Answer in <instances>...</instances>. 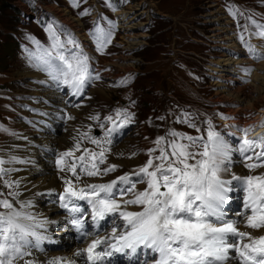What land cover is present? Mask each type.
<instances>
[{"label": "rangeland", "instance_id": "1", "mask_svg": "<svg viewBox=\"0 0 264 264\" xmlns=\"http://www.w3.org/2000/svg\"><path fill=\"white\" fill-rule=\"evenodd\" d=\"M86 1L91 2L90 0H76L75 8H71L66 0H43L45 6L46 4L55 6L56 10H52L59 14L60 12H65V8L68 9L66 20L77 21L81 26L84 23L78 18L77 12L81 13L87 9V21L92 16L90 6L87 4H83L82 7L78 6V4ZM231 1L240 3L238 4L242 9L240 14L237 13L235 8L233 11L231 10ZM14 4L18 7L21 6L20 16L18 14L19 10L14 7ZM24 5L32 16L24 13ZM157 8L161 9L160 12L165 13L166 16H152L149 9L157 11ZM125 9L133 11L130 14L126 12L127 15L125 14L126 18L122 19L120 32L118 35L116 34L108 51L100 56L103 72L114 67L113 73L116 74L114 70H118L119 74L116 77L103 76V81L100 80L98 82L100 88L92 91L91 97L87 98L85 104L81 106L82 112L80 111L77 114V120L68 125L69 129H79L81 126L86 128L88 124L86 119L92 117L91 109L95 108L96 105L106 107L110 103L124 98L125 93L128 91H132L137 96L138 111L135 115L134 124L124 136V148H122V142L116 144L111 139V151L108 157L112 160L110 164H115L119 167L114 173L102 175V179L97 177L96 181L100 179V182H109L123 174H132L134 176L133 174L138 172L139 167L143 166L149 158H154L158 155L159 147L155 144L149 145L152 142V137L155 135L166 137L165 131L166 129H174V118L179 119L177 115H180L182 120H193L195 127L191 132L192 134H203L202 118L206 120L208 116L206 107L210 110H217L220 113L227 112V107L236 110L235 103L227 100L229 98L224 96V94L232 93L234 88L231 87L229 92L226 90L219 91L221 86L215 82L219 78L208 72L211 68L206 64L213 67L215 62L221 64L226 61L230 62L229 56L232 51L227 53L225 49H220L218 45L232 47L233 43L229 37L232 30L239 31V39L244 41L247 29L252 31L253 28H256L261 31L256 23H251V20H254V17L264 18V0H134L130 6L126 5ZM137 12H140V14H135ZM80 16L84 21L85 16ZM37 17L41 20L43 19L40 13L37 12L36 4L32 10L27 2L23 0H0V88L3 85H7V89L11 90L10 96L12 98V104H5V99L1 96L3 90L1 91L0 89V115L4 113L13 114L11 112L13 110H21L29 114L30 109L18 106L17 100L33 97V95L38 97L49 96L47 91L50 89L51 84L41 82L37 83L36 87H33L25 82L26 76L23 74L25 66L17 51L16 39L21 36V33L18 34V32L23 31L26 27L35 29L32 21L36 20ZM218 17H221L220 21L217 19ZM19 18L29 19L30 22H21ZM147 20H149V23L144 24ZM225 22H227V25H224ZM51 25L61 42L65 44L66 49H72L74 45L67 43L68 40L72 39L71 36L62 28ZM108 29L106 27V31ZM221 30H228L229 35L226 34L228 37H225L224 34L220 35ZM257 37L254 34L251 35L252 46H264V37ZM33 38L38 42L39 46L33 43V40H30L29 45L31 47L51 49L52 38L45 29L37 27ZM212 43L215 45H212ZM248 45L250 44H246L245 48H242L240 44L241 48L239 47L236 50L240 51V55H244L248 51ZM67 54L69 55V51H67ZM258 54L257 50L255 55L249 53V57L240 63L241 76H243L244 80H250L251 70L253 66H256L254 63H261V60L264 59L257 58ZM174 57H176V60L172 62ZM239 58L242 59L241 57ZM188 61L189 66L187 67L184 63ZM231 64L222 66L232 70L234 68ZM125 69L131 70L123 74ZM256 70L258 72L256 74L260 78L255 81V84L261 86L264 83L262 77V75L264 76V68L259 66ZM194 72L197 75V83L194 84L197 92H194L185 83L190 77L196 79ZM132 74L133 81L131 83L126 82L125 78ZM122 77L124 79L118 83ZM252 82L246 83L251 84ZM54 85H59L61 91V84L54 83ZM214 97L222 98L223 100L213 101L212 98ZM205 99L209 102L207 105L205 104ZM259 108H264V100H254L252 106L247 108L248 110H241L246 112L244 116L241 115L243 122L249 125L251 121H248L255 118ZM170 111H173L175 116H171L169 114ZM229 114L233 117L236 115V113ZM11 116H7L6 126L0 128L1 141L6 133L14 129L13 124L15 122L10 120ZM2 118L4 119L3 115ZM108 118L103 112L98 115V121L106 129L110 127L111 123H116ZM151 122L156 124L152 125ZM206 123L209 124L211 122L207 119ZM178 129L188 131L184 123L174 130ZM61 133L63 134V132ZM256 137L258 136L254 138ZM55 142L58 144L57 148H59L60 145L64 146V144H67L68 139L64 140L59 136ZM131 144L141 148L132 153L133 158L122 153L125 148H131ZM8 145L12 146L15 143L1 145L0 151L2 152L1 147ZM88 145L91 146L89 143ZM146 145L149 146L146 147ZM198 146L191 151L194 155L188 159L187 162L189 164H195L196 160L200 159L201 156L199 154L203 149ZM149 149H155V151L149 152ZM95 150H98V148H95ZM5 151L8 150L5 149ZM47 157L49 156L47 155ZM154 163L157 162L154 161ZM3 166L7 168V165ZM227 167H229L230 175L235 173L231 166L227 165ZM259 171L264 173V166L256 170L246 169L243 172L253 174ZM131 180H136V177ZM145 187V182L137 184L138 190H143ZM135 206L138 209H142L139 205ZM0 213H4L2 207H0Z\"/></svg>", "mask_w": 264, "mask_h": 264}, {"label": "snow or ice", "instance_id": "2", "mask_svg": "<svg viewBox=\"0 0 264 264\" xmlns=\"http://www.w3.org/2000/svg\"><path fill=\"white\" fill-rule=\"evenodd\" d=\"M73 4L75 6V0H73ZM86 11L87 9H85ZM85 12L79 14L84 15ZM251 23L255 24L256 22L251 20ZM114 27V24H112V28ZM257 27L264 29V25H257ZM112 28L107 31L96 28L93 35L98 51L103 52L107 45L112 42ZM47 31L52 38L51 49H44L39 56H35L34 53L30 52L29 56L34 57L36 66L47 73L49 80L56 84L66 85L71 88L72 94L81 96L85 84L89 80L101 79L99 72L93 75L90 71V57L80 48L75 39L67 41V43L74 45L71 50H68L51 24L48 25ZM255 34L264 37V31ZM28 38L39 46L33 37ZM65 51H69L68 56L64 54ZM248 51L254 55L256 54V49L251 45H248ZM260 57H264V52L258 54L257 58ZM81 98L83 97L81 96ZM117 118L120 120L117 127L128 125L132 119L129 113H121L119 110H117ZM222 118L229 119L227 116H222ZM68 119L71 120L74 117L69 114ZM90 119H97V117L92 116ZM108 119L112 120L113 118L109 117ZM180 122L187 123L189 127H195L187 119ZM112 131H115V128L106 131L104 142L92 138L88 133H77L73 137L74 146L60 153L55 160L56 167L64 175V188L59 196L61 208L67 210L70 214L81 213V207L75 201L84 200L90 209L91 220L94 224H98L106 216L113 214L123 222L122 231H118L120 226L118 227L113 223L114 226L111 228L110 236L101 237L97 233L93 238L92 233L83 231V215H74L71 224L80 234L79 238L83 240L84 237H88L89 240L86 247L75 253V257L83 259L85 264H104L106 258L116 253L125 254L127 259L131 260L139 249L148 248L158 254L159 258L156 260V264H216L217 261L220 264H229V261L237 258L239 264H264V235L253 238L249 231L240 229L241 221H224L218 223V227L212 229V231L218 233L214 237V244L216 245L214 254L205 252L202 246L203 241H201L200 247L191 250H189V245L182 241V237L203 227L199 221L189 222L172 218L177 207L183 209L187 206L191 210V202L186 205V195L189 191L188 184L196 175L195 169L199 167L201 175L207 172L209 166L207 159H198L195 164L187 162L194 155L187 149L194 147L199 137L185 136L182 133L171 131L169 134L173 137V140L167 141L165 147L159 149L158 155L149 158L143 166L139 167L138 172L133 174L136 180H131L129 174H123L109 182H89L88 178L114 173L119 167L115 164L104 166L110 155L112 144V141L107 137L110 136ZM243 131L246 134L248 129ZM207 136L209 141L219 138L226 149L223 153L226 160L221 163L228 162L230 164L231 146L224 141L223 137L212 130L211 123H209ZM177 137L191 142L190 145L177 143ZM164 140H166V137H160L156 143L159 144ZM82 141L97 145L98 150L83 147ZM257 147L260 148V151L255 152L254 156H249L248 153L254 151ZM169 148L171 149L170 152L168 151ZM207 148L208 144L205 143L204 151L199 155L208 157ZM236 150L241 156L247 157L248 160L256 161V163L246 164V168L264 166V163H262L264 162V136L249 138L245 135ZM148 151L152 152L155 149H149ZM14 160L15 157H12L8 162L11 163ZM154 161L157 163H154ZM4 164L5 161L0 160V166ZM10 171L11 169L5 170L0 167V175H7ZM211 175L216 176L215 168H213ZM232 179H242L246 186L247 195L244 196V208L249 209L251 214H243V216H246L245 227L252 230H264V176L242 178L234 175ZM139 182L146 183L143 190L137 189ZM4 183L7 187L13 186L11 181H5ZM15 183L18 184L19 181ZM181 183L184 187H180ZM221 183L224 184L227 181H221ZM161 186L164 189L163 191ZM254 192L259 194L254 195ZM11 195L15 196L18 193L13 192ZM197 199H199V196H197ZM0 204L5 209L13 208L7 200H0ZM128 205H139L142 210L129 211L126 208ZM169 207L172 208V213L166 211ZM20 215V212L14 210L7 214L0 213V231H7L3 228L6 220L11 225L14 219ZM195 215L200 216L199 209H197ZM161 217H163V221H161ZM216 217L222 220L224 213L218 212ZM28 219H34V217H28ZM169 225L172 227L169 228ZM229 234H234L241 239L247 237L250 242L230 243L227 239ZM4 239H7V237H4ZM232 250H234L235 255H230ZM209 255H212L213 258L208 259ZM0 264H4V261L0 260ZM49 264H59V261L53 260ZM70 264H79V261L73 260Z\"/></svg>", "mask_w": 264, "mask_h": 264}, {"label": "clouds", "instance_id": "3", "mask_svg": "<svg viewBox=\"0 0 264 264\" xmlns=\"http://www.w3.org/2000/svg\"><path fill=\"white\" fill-rule=\"evenodd\" d=\"M261 51L264 52V46H261ZM261 63H264V59L261 60ZM29 66L33 69L39 68L36 66L35 62L30 63ZM213 131L219 134L218 131ZM251 135L264 136V128L253 131ZM205 143L208 144L207 151L209 156H201L200 159H207L209 166L207 172L203 175H201L200 169L197 167L195 169L196 175L188 184L189 191L186 195V205L191 202V210H189L187 206L183 209L177 207L172 218L183 219L189 222L199 221L203 227L182 237V241L189 245V250L200 247L201 241H203L202 246L205 252L214 254L216 248L214 237H216L218 233H215L212 229L218 227V223L214 222L215 218H217L216 213L222 212L223 208L231 199L228 194V188L225 184L221 183V181L227 180L230 175V170L225 166V163H221L226 160V157L223 155L226 149L219 141V138L217 137L215 140L209 141L208 136H206ZM205 143L198 146L203 149V151ZM213 168L216 170L215 177L211 175ZM180 187H184L183 183H181ZM258 194L259 193L254 192V195ZM246 195L247 191L245 186L244 196ZM197 196H199V199H197ZM197 209L200 211L199 217L195 215ZM13 210L20 212L21 215L15 218L11 225L6 220L3 228L7 229V231H0V260H3L4 264H21V260L28 251L41 248L44 242L50 239L44 231L47 227V222L45 220L36 219L28 207H13L12 209H5L4 213L7 214ZM166 211L172 213V208L169 207ZM182 212L189 213L191 219L177 215ZM28 217H34V219H28ZM161 221H163V217H161ZM113 223H115V221H113ZM168 227L171 228L172 226L169 225ZM33 233H35V235H33ZM4 237H7V239H4ZM212 258V255L208 256V259ZM216 264H220V262L217 261Z\"/></svg>", "mask_w": 264, "mask_h": 264}, {"label": "bare ground", "instance_id": "4", "mask_svg": "<svg viewBox=\"0 0 264 264\" xmlns=\"http://www.w3.org/2000/svg\"><path fill=\"white\" fill-rule=\"evenodd\" d=\"M46 6L50 9H55V6L53 5H48ZM124 9V8H122ZM56 10V9H55ZM65 12H60V16L63 17L65 20L68 17V9L65 8ZM122 11V10H121ZM119 15V19L122 20L121 15L119 12H117ZM219 21L221 20V17H218ZM70 21V20H69ZM74 26H79V23L77 21H70ZM227 22L224 23V25ZM224 34L225 37H228V30H221L220 35ZM228 34V35H226ZM232 40V37L229 36ZM227 39V38H226ZM228 40V39H227ZM233 46H237V43L235 41L232 42ZM229 58L231 59L230 62L234 61L232 56L230 55ZM222 60V59H221ZM224 63H228L227 61ZM225 65V64H223ZM261 66L264 68V63H257L256 66L254 67L253 71L251 72V78L253 81L251 84L245 83L242 85H235L234 91L228 95H225L226 98H229L231 100L236 101L239 104V108L246 109L249 106L251 107L254 100H264V83L260 85H256L255 81L258 80V75L256 73L257 70L256 68ZM96 68V67H95ZM113 68H110L109 70L104 72L105 76H111V77H116L118 76V70H114L116 74L113 73ZM97 69V68H96ZM220 75L223 77V79L230 78V70L227 69L225 71L224 69H221ZM23 74L25 75H37V73L31 71L29 68H25L23 71ZM263 79L264 76L262 75ZM264 81V80H263ZM219 85L221 88H219V91L221 90H226L229 92V89L231 86L226 83L225 81H218ZM97 88H100L99 84H94L91 88V92ZM218 91V90H217ZM231 92V91H230ZM48 93L53 96H59L60 93L56 91L55 88H51L48 90ZM256 93V94H255ZM219 94V93H217ZM221 95V94H219ZM222 96V95H221ZM62 106L64 107V103L62 102ZM80 111L78 110V113ZM61 134V135H60ZM57 137H52L50 134L47 132L43 131L41 133V137H33L30 134H26V136H12L11 141L9 143H4L0 144L5 145V144H12L15 143V145H8L1 147L2 152L0 153L4 156H10V155H17V154H22L25 153L28 156L31 157V159H22L18 160L15 159L13 162L9 163L8 169H11L9 172L11 174V177L7 173V175H0V185L4 186L3 190H0V200H7L9 203L12 204L13 207H28L33 215L35 216L36 219H42L47 222L49 221H58L60 218V213L55 210L53 207H50L44 203L42 198L45 197L42 196L41 198H38L37 193L41 191H49L50 189L53 188H63L64 184L63 181L61 180L60 176V171L59 170H53L51 168V159L50 157L44 156L45 159H40L42 153L37 147L38 142H42L45 144L46 148L49 151H53L54 149L56 150L58 144H56V139H58L59 136H61V139L67 140L69 133L64 132L63 134L60 133ZM27 138L31 141L32 146H28L25 148V151H20L19 150V141L22 138ZM68 143V142H67ZM7 149L8 151H5ZM128 161V160H126ZM132 162V161H131ZM244 166L242 163H238L233 166V170L236 172H241L243 170ZM7 169V170H8ZM96 178H89V182L96 181ZM5 181H11L13 183L12 187H7L5 186ZM19 181L18 184L15 182ZM16 192L18 195H11V193ZM131 207V205L126 206L127 210ZM53 208V209H52ZM231 243V242H230ZM75 249V246H72L69 249V252H72ZM64 253L67 252V250H62ZM231 255V253H230ZM33 260H39L37 256L33 258ZM145 259L138 258L135 254L131 260L125 259L122 261V264H140L142 261ZM229 264H234V260L229 261Z\"/></svg>", "mask_w": 264, "mask_h": 264}, {"label": "crops", "instance_id": "5", "mask_svg": "<svg viewBox=\"0 0 264 264\" xmlns=\"http://www.w3.org/2000/svg\"><path fill=\"white\" fill-rule=\"evenodd\" d=\"M157 10L160 12L161 11V9H159V8H157Z\"/></svg>", "mask_w": 264, "mask_h": 264}]
</instances>
